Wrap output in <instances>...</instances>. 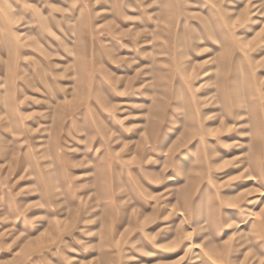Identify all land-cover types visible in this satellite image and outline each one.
Returning <instances> with one entry per match:
<instances>
[{
	"label": "rangeland",
	"instance_id": "rangeland-1",
	"mask_svg": "<svg viewBox=\"0 0 264 264\" xmlns=\"http://www.w3.org/2000/svg\"><path fill=\"white\" fill-rule=\"evenodd\" d=\"M0 264H264V0H0Z\"/></svg>",
	"mask_w": 264,
	"mask_h": 264
}]
</instances>
